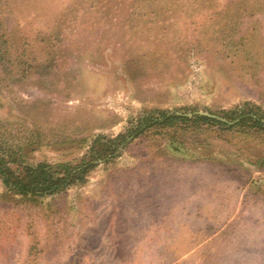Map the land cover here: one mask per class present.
Wrapping results in <instances>:
<instances>
[{
  "label": "rangeland",
  "instance_id": "1",
  "mask_svg": "<svg viewBox=\"0 0 264 264\" xmlns=\"http://www.w3.org/2000/svg\"><path fill=\"white\" fill-rule=\"evenodd\" d=\"M243 103L264 120V0H0V133L30 163ZM0 264H264V130L145 132L45 196L0 181Z\"/></svg>",
  "mask_w": 264,
  "mask_h": 264
},
{
  "label": "trees",
  "instance_id": "2",
  "mask_svg": "<svg viewBox=\"0 0 264 264\" xmlns=\"http://www.w3.org/2000/svg\"><path fill=\"white\" fill-rule=\"evenodd\" d=\"M243 103L233 109L209 112L152 109L129 120L127 126L113 136L95 135L86 153L72 160L28 162L24 149L29 139L6 138L0 133V181L6 190L22 196H45L59 192L71 184L83 182L86 174L99 162L113 158L119 148L145 132L178 133L187 128L215 125L222 129L264 130L261 114ZM170 137V136H168Z\"/></svg>",
  "mask_w": 264,
  "mask_h": 264
},
{
  "label": "water",
  "instance_id": "3",
  "mask_svg": "<svg viewBox=\"0 0 264 264\" xmlns=\"http://www.w3.org/2000/svg\"><path fill=\"white\" fill-rule=\"evenodd\" d=\"M198 113L213 116L211 114H207V113H203V112H198ZM188 115H190V114H188ZM263 122H264V120H263Z\"/></svg>",
  "mask_w": 264,
  "mask_h": 264
}]
</instances>
